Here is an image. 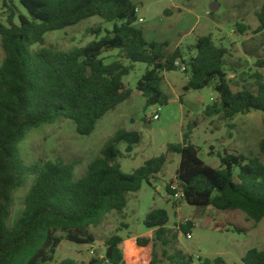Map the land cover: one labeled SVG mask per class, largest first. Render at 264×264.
Here are the masks:
<instances>
[{"label": "trees", "instance_id": "trees-1", "mask_svg": "<svg viewBox=\"0 0 264 264\" xmlns=\"http://www.w3.org/2000/svg\"><path fill=\"white\" fill-rule=\"evenodd\" d=\"M3 2L9 16L7 25H0L4 51L0 67V264H163V259L171 264H193L182 251L169 255L166 247L172 246L171 239L177 240L179 234L173 235L168 228L170 216L165 209L147 214L144 224L154 234L136 239V247L127 249L124 239L114 235L105 242L103 257L97 255L88 262L55 259L63 239L94 245L91 228H99L113 212L122 214L129 194L139 192L145 183L152 186L164 172L170 162L168 155L147 160L131 174L122 171L119 159L130 157L140 144L139 131H118L80 179L75 176L79 162L39 160L27 165L20 145L31 130L58 119L72 121L80 136L93 134L102 118L133 95L122 79L138 63L148 66L136 87L147 107L169 104L170 98L162 89L164 74L185 67L188 81L183 90L212 86L218 100L205 115L220 116L225 121L251 111L264 114L263 76H254L256 90L244 82L235 91L225 71L228 51L215 43L213 35L196 38L188 48L196 56L188 63L180 47L168 53L167 43L149 42L135 24L137 6L132 0H19L29 15H20L19 23L15 22L17 6L13 0ZM93 17L114 22L113 30L72 51L32 49L45 45L46 34ZM256 17L255 33H264V4ZM247 29L237 25L240 34ZM89 32L101 36L103 30L97 27ZM114 50L119 51L117 61L107 65L102 55ZM194 126H189L191 130L183 135L181 144L168 145V154L179 155L180 164L167 191L173 196L171 183L178 182L185 202L192 207L242 211L256 224L262 222L264 163L258 157L225 150L219 154V168L206 164L200 148L191 142ZM121 144H126L125 151ZM260 151L264 154V137ZM30 178L33 182L25 209L11 225L15 194ZM192 228L187 222L181 232L188 235ZM59 232L66 233V238L59 237ZM159 246L163 247L162 254L158 253ZM221 263L222 259H217L203 264ZM242 263L264 264V250L248 251Z\"/></svg>", "mask_w": 264, "mask_h": 264}, {"label": "rangeland", "instance_id": "rangeland-1", "mask_svg": "<svg viewBox=\"0 0 264 264\" xmlns=\"http://www.w3.org/2000/svg\"><path fill=\"white\" fill-rule=\"evenodd\" d=\"M132 1L139 9L136 26L144 31L148 41L167 43L168 53L178 45L188 63L196 56L195 51L188 50L190 44L197 37L213 35L215 43L228 51L225 71L235 91L240 90L244 82L256 90L254 76L260 74L264 78V33H255L258 27L256 13L264 0ZM13 2L17 6L15 22L19 23L20 15H29L19 0ZM213 5L218 9L212 10ZM8 16L9 11L0 0V25H7ZM140 18L144 21L140 22ZM114 24L93 17L76 26L46 34L45 45H34L32 49L47 47L72 51L105 36L113 30ZM238 24L248 28L244 34L238 32ZM97 27L103 30L101 36L89 32V29ZM118 53V50L107 52L102 58L110 65L117 61ZM3 58L0 36V67ZM125 65L129 66L130 62L126 61ZM147 69L145 64H135L129 75L122 79L133 90V95L102 118L93 134L80 136L72 121L58 119L53 124L31 130L20 145L27 165L39 160L79 162L75 169L77 179L86 174L89 164L101 155L104 146L120 130H137L142 134V140L132 155L119 159L124 173L131 174L147 160L161 155H168L170 159L152 186L145 183L139 192L129 194L128 206L122 214L113 212L99 228H91L96 239L94 245H77L63 239L55 259L88 262L97 255L103 257L105 242L114 235L124 239L127 249L136 247V239L150 236L153 232L144 224L147 214L154 209H165L170 216L168 228L173 235L179 234L177 240L171 239L172 246L166 247L169 255L182 251L192 258L193 264L217 259H222L221 264H243L242 259L248 251L264 250V220L256 224L242 211H219L212 207L199 209L188 205L185 200H176L167 191V186L176 179L180 156L169 155L167 148L171 144H181L183 135L191 130L189 126L196 124L192 127L191 142L200 148V157L206 164L219 168V154L225 150L258 157L264 163V154L260 151V142L264 137V114L251 111L238 115L233 121H225L220 116L207 117L205 110L218 100L217 93L212 86L185 92L183 88L188 76L182 69L164 74L162 89L170 98L169 104L147 107L146 100L136 89ZM158 111L161 118L154 121L153 116ZM150 119L151 122H148ZM120 149L125 151L126 144H121ZM32 182L33 178H30L26 186L15 194L11 225L25 209V198ZM187 222L193 225L191 239L181 232V226ZM58 236L66 238V233L59 232ZM162 250L163 247L159 246L158 253L162 254ZM163 260V264H171L167 259Z\"/></svg>", "mask_w": 264, "mask_h": 264}, {"label": "built area", "instance_id": "built-area-1", "mask_svg": "<svg viewBox=\"0 0 264 264\" xmlns=\"http://www.w3.org/2000/svg\"><path fill=\"white\" fill-rule=\"evenodd\" d=\"M139 9L137 8L136 9V13H138ZM140 22H143L144 19L140 18L139 19ZM178 65H180V61L177 62ZM182 71H185V67L182 68ZM161 116H160V111H158L154 116H153V120L154 121H158L160 120ZM171 189L175 192L173 197L176 199V200H184V193L183 191L181 190L180 186H179V183L178 182H173L171 183ZM187 237L189 239L192 238V234H188Z\"/></svg>", "mask_w": 264, "mask_h": 264}, {"label": "crops", "instance_id": "crops-1", "mask_svg": "<svg viewBox=\"0 0 264 264\" xmlns=\"http://www.w3.org/2000/svg\"><path fill=\"white\" fill-rule=\"evenodd\" d=\"M144 32V31H143ZM144 35H145V33H144ZM146 38V37H145ZM149 42H156V41H149ZM195 42H196V39L190 44V46H193L194 44H195ZM177 48H179V46L177 45V47L175 48V50L177 49ZM175 50H173L172 52H174ZM172 52H170V53H172ZM153 233V232H152ZM152 233L150 234V236H147V238H149V237H152ZM136 242V241H135Z\"/></svg>", "mask_w": 264, "mask_h": 264}, {"label": "water", "instance_id": "water-1", "mask_svg": "<svg viewBox=\"0 0 264 264\" xmlns=\"http://www.w3.org/2000/svg\"><path fill=\"white\" fill-rule=\"evenodd\" d=\"M218 9V7L216 6V5H213L212 6V10H217ZM136 21V20H135Z\"/></svg>", "mask_w": 264, "mask_h": 264}]
</instances>
